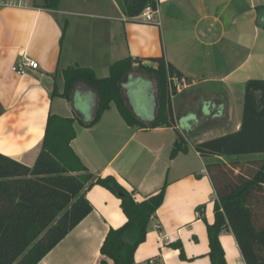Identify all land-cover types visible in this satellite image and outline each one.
<instances>
[{
	"label": "crops",
	"instance_id": "crops-1",
	"mask_svg": "<svg viewBox=\"0 0 264 264\" xmlns=\"http://www.w3.org/2000/svg\"><path fill=\"white\" fill-rule=\"evenodd\" d=\"M44 3L0 5V152L32 166L50 113L75 118L71 146L95 177L115 176L138 201L167 183L135 263L212 264L207 224L215 221L217 192L195 145L241 128L246 83L264 79V0H158L152 20L128 16L116 0H58V8ZM162 56L183 74L172 83L175 126L150 127L157 101L140 78L126 84L124 95L147 127L128 125L114 103L89 126L99 96L83 81L70 99L53 95L56 85L64 91L69 66L90 67L103 78L121 59L142 58L143 65L157 67L150 58ZM24 57L38 68L15 72ZM137 69L138 62L128 80ZM178 131L189 149L171 158ZM86 196L92 212L39 264H114L101 246L111 228L128 220L121 199L99 184ZM220 241L229 264H246L232 230H224ZM176 242L186 259L171 246Z\"/></svg>",
	"mask_w": 264,
	"mask_h": 264
},
{
	"label": "trees",
	"instance_id": "trees-1",
	"mask_svg": "<svg viewBox=\"0 0 264 264\" xmlns=\"http://www.w3.org/2000/svg\"><path fill=\"white\" fill-rule=\"evenodd\" d=\"M45 8H58V0H43ZM53 2V3H52ZM158 0H130L121 8L130 17L138 16ZM142 58L127 57L110 67V75L98 77L90 67L72 65L63 70L64 91L56 85L54 96L70 99L77 82L93 87L99 96L96 124L112 103L130 126L147 127L128 106L122 84L133 71L134 64L153 73L158 81V99L154 121L150 127L175 126L172 83L182 72L165 57H151L157 67L142 64ZM75 118L50 113L41 151L32 166L0 152V264H39V262L93 210L86 196L94 184L111 190L121 199L128 220L119 228H111L101 246V253L114 264H136L135 252L145 241L148 226L164 202L167 183L156 193L136 200L133 192L113 175L91 173L71 146L76 137ZM171 158L187 152L189 143L178 131ZM206 159L214 182L217 199L215 221L207 224L212 264H229L220 241L224 230H232L246 264H264V79L246 83L241 128L195 145ZM213 157L223 159L212 160ZM231 161V163L228 162ZM203 210L204 206L198 207ZM180 248L186 259L182 243ZM101 264H108L102 259Z\"/></svg>",
	"mask_w": 264,
	"mask_h": 264
},
{
	"label": "rangeland",
	"instance_id": "rangeland-1",
	"mask_svg": "<svg viewBox=\"0 0 264 264\" xmlns=\"http://www.w3.org/2000/svg\"><path fill=\"white\" fill-rule=\"evenodd\" d=\"M9 1L10 0H0V2H9ZM70 1H72V0H70ZM116 1L118 2V4L121 5V3L126 4L130 0H116ZM89 6L92 7V5H86V7H89ZM137 78H140L141 80H146V83H148L147 86L149 87V89L151 91H153V93H154V95L156 97V101H157V99H158V81H157V77H156L155 74L150 73V72H147L146 70H144L142 68L140 70L137 69L133 73V76H132V78L130 80H128L129 78L127 79V77H126V79L123 82L124 84H122V92H123V95H124V91L125 92H128V87H126V84L129 81H131V80H136ZM124 86H125V88H123ZM210 93H212V91L209 90V94ZM124 97H125V95H124ZM205 160H206V163L208 164L210 159H206L205 158ZM228 162L231 163V161H229V160H228Z\"/></svg>",
	"mask_w": 264,
	"mask_h": 264
},
{
	"label": "built area",
	"instance_id": "built-area-1",
	"mask_svg": "<svg viewBox=\"0 0 264 264\" xmlns=\"http://www.w3.org/2000/svg\"><path fill=\"white\" fill-rule=\"evenodd\" d=\"M19 2H22V0H19ZM8 3H12V0L9 2H0L1 5ZM154 12V9L148 7L143 11L142 16L145 17V20H152ZM38 65L39 63L34 59L30 57H24L21 61H18L16 64H14L13 70L19 74H25L29 68L36 69L38 68Z\"/></svg>",
	"mask_w": 264,
	"mask_h": 264
}]
</instances>
